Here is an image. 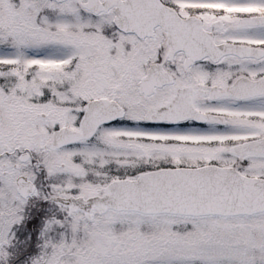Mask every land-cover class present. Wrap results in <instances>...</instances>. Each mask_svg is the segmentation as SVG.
I'll use <instances>...</instances> for the list:
<instances>
[{"label":"snow or ice","instance_id":"obj_1","mask_svg":"<svg viewBox=\"0 0 264 264\" xmlns=\"http://www.w3.org/2000/svg\"><path fill=\"white\" fill-rule=\"evenodd\" d=\"M0 264H264V0H0Z\"/></svg>","mask_w":264,"mask_h":264}]
</instances>
